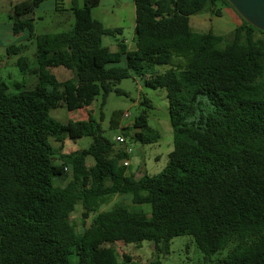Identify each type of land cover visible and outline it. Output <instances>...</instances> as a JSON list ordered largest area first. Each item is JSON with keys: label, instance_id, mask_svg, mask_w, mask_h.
<instances>
[{"label": "trees", "instance_id": "obj_1", "mask_svg": "<svg viewBox=\"0 0 264 264\" xmlns=\"http://www.w3.org/2000/svg\"><path fill=\"white\" fill-rule=\"evenodd\" d=\"M44 1L14 4L15 24L36 40L37 65L22 72L37 76L38 84L24 90L22 82L0 77V264H135L128 254L120 261L110 245L143 242L157 253L150 264H161L160 255L183 235L193 237L205 260L227 250L219 264H264V31L227 0H133L131 50L119 39L121 28L93 17L101 0L74 5L69 31L35 35L31 14ZM226 7L242 21L229 37L191 28V16L205 9L220 16ZM106 37L116 40V51L104 44ZM7 51L20 54L22 46ZM57 67L73 77L59 81ZM131 73L145 77L148 88L165 90L173 150L159 173L130 172L117 183L116 165L128 168L123 162L130 154L125 148L112 157L117 142L102 134L94 111L65 124L49 112H82L98 96L104 105L110 92L122 93L115 85ZM140 103L152 107L148 98ZM121 114H114L112 127ZM133 129L143 145L160 139L145 112ZM63 134L93 143L58 157L51 140L61 142ZM116 195L149 205V214L121 204L100 211ZM77 205L81 233L70 220Z\"/></svg>", "mask_w": 264, "mask_h": 264}, {"label": "rangeland", "instance_id": "obj_2", "mask_svg": "<svg viewBox=\"0 0 264 264\" xmlns=\"http://www.w3.org/2000/svg\"><path fill=\"white\" fill-rule=\"evenodd\" d=\"M18 1L22 0H0V77L7 83L16 80L22 82L24 90H32L36 86L37 78L34 79L35 76L22 71L37 65L35 58L36 40L34 37L29 38L27 34L22 32L20 24L13 26L16 30V36L11 34L12 25L16 22L14 4ZM74 5L82 7L83 0H45L35 13L31 14V17L35 20V35L69 31L74 24L72 15ZM92 15L106 27L121 28L122 34L119 39L125 40L129 45L134 41L136 14L133 0H101L100 4L93 8ZM190 24L195 32L213 31L217 35L229 37L242 24V21L231 8L226 7L222 10L220 16L205 9L191 16ZM8 39L10 40L7 42ZM104 40L107 43L111 38L106 37ZM9 45L22 46L21 53H9L7 51ZM117 66H125V62L123 61ZM158 70L163 72L165 68L160 67ZM52 72L59 81H65L73 77V73L63 67L53 68ZM144 78L131 73L130 77L115 85V88L121 90L122 93L110 92L104 105H101L102 96H98L95 104L82 112L80 110L69 111L65 107L52 109L49 112L51 118L65 124L86 119L88 117L87 112L93 110L94 117L101 125L102 134L106 138L113 142H115L114 138L118 135H123L126 138L125 145L115 143L116 150L112 154V157L117 160L116 156L119 152L127 147L132 150V154L129 155L130 164L128 168L121 166V162L116 165L117 183L130 172H134L137 177H141L145 173H159L166 166L169 153L173 150L174 136L166 92L163 89L148 88L144 84ZM11 91L15 92L13 88ZM145 98L150 100L152 107L149 108L146 104L140 103ZM202 100H206V98L202 97ZM118 112L122 113L118 119L119 125L112 127L114 114ZM143 112L148 117L149 126L156 129L160 134L159 141L152 145H143L133 138L134 120ZM125 114H128L129 117L126 118ZM51 143L55 148V154L60 157L62 154H73L88 149L93 143V138L83 136L72 139L63 134L61 142L51 140ZM87 164L92 166L94 159L88 157ZM69 176V178L79 179L78 176L72 173H69ZM65 181L64 178L54 180L57 186H64ZM115 204L125 205L134 211L143 210L148 214L150 212L149 205H133L129 197L119 195L114 196L108 204L103 205L100 211L110 210ZM82 212L81 205H77L70 218L71 223L76 227L77 233H81L85 229L82 223ZM91 220L92 216L87 220V225ZM110 246L114 247L120 261L124 254L130 255L135 264H150L158 260L155 247L150 242H143L140 246L123 243H115ZM221 253L205 260L193 237L183 235L172 240L170 252L160 255L159 260L161 264H219L218 260L226 256L227 250Z\"/></svg>", "mask_w": 264, "mask_h": 264}, {"label": "water", "instance_id": "obj_3", "mask_svg": "<svg viewBox=\"0 0 264 264\" xmlns=\"http://www.w3.org/2000/svg\"><path fill=\"white\" fill-rule=\"evenodd\" d=\"M237 14L258 30L264 31V0H227Z\"/></svg>", "mask_w": 264, "mask_h": 264}, {"label": "crops", "instance_id": "obj_4", "mask_svg": "<svg viewBox=\"0 0 264 264\" xmlns=\"http://www.w3.org/2000/svg\"><path fill=\"white\" fill-rule=\"evenodd\" d=\"M14 25H16V24H13L12 25V30H11V34L13 35V36H16L15 35V28H13V26ZM135 27V26H134ZM21 31L22 32H24V29L21 27ZM25 33V32H24ZM13 36H11V37H13ZM1 37V36H0ZM134 41L131 43V45H129L127 42H126V44H127V46H128V49H134L135 48V35H134ZM11 39V38H10ZM10 39H8V40H6L7 42L10 40ZM104 44L106 45V46H108L109 48H110V50L111 51H116L117 50V44H116V40L115 39H113V38H111V40H109L107 43H105V40H104ZM37 78V83H36V85L38 84V82H39V78L37 77V76H35L34 77V79H36ZM36 87V86H35ZM34 87V88H35Z\"/></svg>", "mask_w": 264, "mask_h": 264}, {"label": "built area", "instance_id": "obj_5", "mask_svg": "<svg viewBox=\"0 0 264 264\" xmlns=\"http://www.w3.org/2000/svg\"><path fill=\"white\" fill-rule=\"evenodd\" d=\"M126 118L127 117H129V115L128 114H125L124 115ZM114 140H115V142H117L118 144H120V145H125L126 144V138L123 136V135H118V136H116L115 138H114ZM126 153L127 154H132V150L130 149V148H126ZM123 164H124V166H129V160L127 159V160H125L124 162H123Z\"/></svg>", "mask_w": 264, "mask_h": 264}]
</instances>
